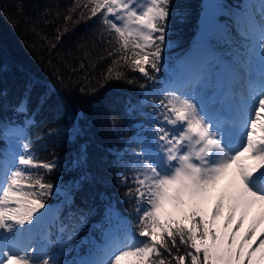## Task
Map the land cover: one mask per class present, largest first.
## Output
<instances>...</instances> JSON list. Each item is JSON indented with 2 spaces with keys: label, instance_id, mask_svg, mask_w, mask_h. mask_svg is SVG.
I'll return each instance as SVG.
<instances>
[{
  "label": "snow or ice",
  "instance_id": "6c2138e0",
  "mask_svg": "<svg viewBox=\"0 0 264 264\" xmlns=\"http://www.w3.org/2000/svg\"><path fill=\"white\" fill-rule=\"evenodd\" d=\"M172 2L72 0L63 31L56 30L59 41L68 22L99 16L101 40L108 46L100 59L111 58L99 87L116 81L143 90L151 82L159 90L158 100H149L152 93L144 92L140 101H128L125 107L128 115L147 108L151 118L150 131L141 124V131L125 144L126 155L118 153L114 159L120 169L118 183L126 188L122 199L134 214L128 234L117 241L114 230L108 229L98 248L102 255L74 264H264V239L252 246L257 228L264 224V0H259V13L251 0H245L230 17L231 26L207 16L189 74L161 84ZM221 44L246 53L240 62L248 74L246 96L236 91L244 78L239 72L218 83L213 76L214 86H207L216 66L215 49ZM257 63L259 84L251 78ZM129 72L140 73L144 82ZM80 92L92 97L98 89ZM14 112L22 119L0 120V141L12 144L10 149L0 147V264H61L58 253L50 256L46 251L50 233L42 237L46 244L37 240L54 215L48 200L56 185L46 176L61 165L56 159L38 158L27 97ZM81 118L73 113L63 125H50L44 136L73 140L82 131ZM110 122L116 128L115 117ZM85 151L81 149L77 165L86 163ZM254 209H259V221L238 241ZM58 231L59 241L65 227Z\"/></svg>",
  "mask_w": 264,
  "mask_h": 264
},
{
  "label": "trees",
  "instance_id": "16d2710c",
  "mask_svg": "<svg viewBox=\"0 0 264 264\" xmlns=\"http://www.w3.org/2000/svg\"><path fill=\"white\" fill-rule=\"evenodd\" d=\"M251 1L259 7V0ZM244 3L224 0L227 13L221 18L226 25L231 26L230 17ZM71 4L72 0H0V120L22 119L14 108L27 97L35 120L30 136L38 158L56 159L61 165L46 176L56 185L48 200L57 203L55 218L47 222L44 234L37 235V240L46 244L42 237L50 233L52 242L46 251L50 256L58 253L61 264H74L82 255L90 258L98 254L108 229L114 230L117 241L127 236L134 214L132 205L122 199L126 188L118 183L120 169L114 159L118 153L126 155L125 144L141 131V124L150 131L151 118L147 108L128 115L125 107L128 101H140L144 92L152 93L149 100L159 99V90L153 89L151 82L143 90L116 81L99 87L101 73L111 62V58L100 59L107 55L108 46L101 40L99 16L79 24L68 22L67 32L59 41L56 39V30L63 31L64 16ZM203 9L204 0H173L164 69L158 83L164 84L183 68L197 44ZM215 54L217 59L221 57L247 71L240 66L246 53L239 47L221 44ZM128 74L140 83L145 80L138 72ZM80 88H97L98 92L89 97L82 95ZM73 113L82 114L78 137L61 141L44 136L50 125H63ZM113 117L116 128L110 122ZM0 147L9 148L8 142L0 141ZM82 148L86 150V163L77 165ZM114 208L125 218L123 223L115 217ZM61 225L65 231L58 241Z\"/></svg>",
  "mask_w": 264,
  "mask_h": 264
},
{
  "label": "rangeland",
  "instance_id": "374dc122",
  "mask_svg": "<svg viewBox=\"0 0 264 264\" xmlns=\"http://www.w3.org/2000/svg\"><path fill=\"white\" fill-rule=\"evenodd\" d=\"M251 3H253V2L251 1ZM209 5H215L216 7L210 8ZM254 5H255L254 11L259 13L256 10L259 7L256 4H254ZM226 13H227V11H226V7L224 4V0H204V9H203V12H202V15L200 18V26H199V29L196 33L197 44L194 47L190 56L185 60V64H184L183 68L180 71L173 73L172 77L170 79H168L165 83H168L170 81L176 82L179 78L186 77L189 74V61H190V58L192 57L193 53L196 52L198 46L201 43V38H202V35L204 32L206 17L211 15L216 23H218L220 25H226L221 18L222 15L226 14ZM217 58H218V56L215 54V65L216 66L213 68V71L209 76V83L207 86L208 87L214 86V82L212 79L213 76L215 77V82L218 83L221 79L230 78L233 74H235L236 72H239L244 78L242 79L241 83L239 85H237L236 91H237V93H242L244 96H246L247 95V85H248L247 71H242L241 69H237L236 67H235L236 68L235 69L233 63L228 62L226 59H223L221 57L219 59H217ZM251 78H252L253 83H255V84L260 83V67H259L258 63L253 66ZM8 147H9V149L12 147L11 141H8ZM48 204L51 205V210L54 214L53 217L48 220V221H51L55 218L57 203H48ZM114 209H115V211H114L115 217L117 219H119L120 223H123L125 221V218L122 216L120 210H118L116 208H114ZM259 215H260L259 209H254L251 213H249V215L245 219L243 229L240 230V233L238 236V241L243 240L245 238V234L249 231V229L251 227H253L254 224H256L259 221ZM225 216H227V212H225ZM236 219L237 220L240 219L239 214L237 215ZM48 221H46L45 226L39 230V233L44 234V232H45L44 228L46 227ZM219 224L221 226L224 224L223 218H221V220L219 221ZM234 226H235V222H234ZM261 239H264V224H261L257 228L256 235L252 241V246L253 247L258 246ZM103 244H104V242L100 243V247H102ZM117 246H119V245H117ZM96 255L100 256L102 254H100L98 252V254H96Z\"/></svg>",
  "mask_w": 264,
  "mask_h": 264
},
{
  "label": "water",
  "instance_id": "95a60500",
  "mask_svg": "<svg viewBox=\"0 0 264 264\" xmlns=\"http://www.w3.org/2000/svg\"><path fill=\"white\" fill-rule=\"evenodd\" d=\"M89 257L87 255H82L80 256L76 262L80 261V260H83V259H88Z\"/></svg>",
  "mask_w": 264,
  "mask_h": 264
},
{
  "label": "bare ground",
  "instance_id": "6f19581e",
  "mask_svg": "<svg viewBox=\"0 0 264 264\" xmlns=\"http://www.w3.org/2000/svg\"><path fill=\"white\" fill-rule=\"evenodd\" d=\"M253 4H256V3H253ZM257 11L259 12V8H257ZM231 67V66H230Z\"/></svg>",
  "mask_w": 264,
  "mask_h": 264
}]
</instances>
